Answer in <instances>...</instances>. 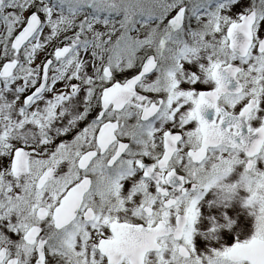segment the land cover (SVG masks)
<instances>
[{
    "label": "snow or ice",
    "instance_id": "obj_1",
    "mask_svg": "<svg viewBox=\"0 0 264 264\" xmlns=\"http://www.w3.org/2000/svg\"><path fill=\"white\" fill-rule=\"evenodd\" d=\"M0 264H264V0H0Z\"/></svg>",
    "mask_w": 264,
    "mask_h": 264
}]
</instances>
